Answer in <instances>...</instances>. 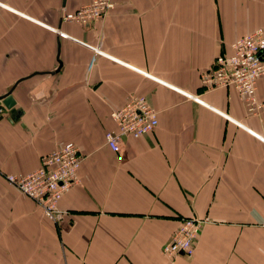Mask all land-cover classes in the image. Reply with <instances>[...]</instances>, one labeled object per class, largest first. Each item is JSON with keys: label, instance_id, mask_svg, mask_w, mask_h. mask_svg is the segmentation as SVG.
<instances>
[{"label": "crops", "instance_id": "0c3cea01", "mask_svg": "<svg viewBox=\"0 0 264 264\" xmlns=\"http://www.w3.org/2000/svg\"><path fill=\"white\" fill-rule=\"evenodd\" d=\"M90 0H0V264H264V110L199 74L264 29V0H113L102 20H61ZM143 95L157 125L104 133ZM264 101V78L255 85ZM73 141L82 162L60 223L5 175L28 173ZM183 217L206 218L192 256L167 257Z\"/></svg>", "mask_w": 264, "mask_h": 264}, {"label": "built area", "instance_id": "2783aa9c", "mask_svg": "<svg viewBox=\"0 0 264 264\" xmlns=\"http://www.w3.org/2000/svg\"><path fill=\"white\" fill-rule=\"evenodd\" d=\"M114 8L113 0H90L74 11L62 9L61 20L88 25L104 19ZM230 54L214 57L210 67L199 74L201 87L206 90L233 88L248 112L264 110V101H258L255 85L264 78V29L255 28L239 35L230 45ZM0 114L3 108L0 107ZM110 118L115 129L104 133L106 145L115 152L121 150L122 138H138L151 132L157 125L156 111L143 95L131 94L124 105L113 108ZM82 155L73 141H66L50 153L42 155L39 166L28 173H9L6 181L23 195L36 202L43 216L54 223L62 222L67 212L60 201L78 181ZM206 218L183 217L170 239L161 245L167 257L177 254L190 257L195 240Z\"/></svg>", "mask_w": 264, "mask_h": 264}, {"label": "water", "instance_id": "95a60500", "mask_svg": "<svg viewBox=\"0 0 264 264\" xmlns=\"http://www.w3.org/2000/svg\"><path fill=\"white\" fill-rule=\"evenodd\" d=\"M1 104L7 109L13 108L15 101L11 97V90L8 91L6 94L0 96V105Z\"/></svg>", "mask_w": 264, "mask_h": 264}]
</instances>
